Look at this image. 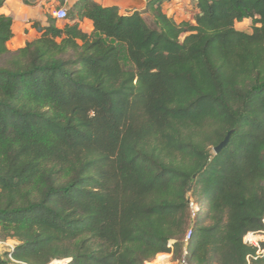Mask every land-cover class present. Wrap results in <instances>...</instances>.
Wrapping results in <instances>:
<instances>
[{
  "label": "trees",
  "instance_id": "trees-1",
  "mask_svg": "<svg viewBox=\"0 0 264 264\" xmlns=\"http://www.w3.org/2000/svg\"><path fill=\"white\" fill-rule=\"evenodd\" d=\"M172 2L146 0L151 28L139 10L76 0L15 51L0 15V242L18 243L0 264L256 253L244 237L264 229V0H196L181 23Z\"/></svg>",
  "mask_w": 264,
  "mask_h": 264
},
{
  "label": "crops",
  "instance_id": "crops-1",
  "mask_svg": "<svg viewBox=\"0 0 264 264\" xmlns=\"http://www.w3.org/2000/svg\"><path fill=\"white\" fill-rule=\"evenodd\" d=\"M103 6H118L122 13L129 10H144L146 8V0H92ZM179 0H173L170 4H175ZM185 0H180L185 3ZM192 1V0H189ZM76 0H67L64 4L65 8L70 9ZM194 0L193 3H195ZM60 4L57 0H37L33 5H26L25 0H7L5 5L0 9V15L10 16L14 20L13 32L14 37L9 42L8 46L11 50L15 51L23 48L28 42H31L39 37L37 31L32 28L33 22H40L42 25L47 24V13L52 5ZM168 5V6H170ZM167 6V7H168ZM194 11V10H193ZM195 14L197 13L194 11ZM167 13V12H166ZM169 16V13H167ZM63 25L66 21L58 22ZM82 28L89 34L93 32L92 22L85 20L82 23Z\"/></svg>",
  "mask_w": 264,
  "mask_h": 264
},
{
  "label": "rangeland",
  "instance_id": "rangeland-1",
  "mask_svg": "<svg viewBox=\"0 0 264 264\" xmlns=\"http://www.w3.org/2000/svg\"><path fill=\"white\" fill-rule=\"evenodd\" d=\"M73 1V0H71ZM185 3H181L180 0L178 2H176L175 4H172L170 6L167 7L166 12L169 13V16L172 17L173 19H175L178 23L184 22V21H189V22H193L194 18H195V12L193 11V2L189 1V0H185ZM59 8H62V6H60L59 4H55L51 6V9L49 10V14H53V12ZM68 9V8H67ZM139 11H141L143 14V18L145 19V21L147 22V24L151 27V28H155L154 25V21L153 18L148 14L145 13L144 10L142 9H138ZM130 11V10H129ZM128 12V11H127ZM252 20H245L242 23H237L236 24V28L238 30L241 31H246V32H251L252 29ZM121 63L124 66L125 69H132L133 66L130 63L127 53L124 49H122V55H121ZM196 209V207H195ZM11 241V243L16 246L18 243L14 240H8ZM7 248L6 246H0V252L5 251ZM163 257L164 260H162L163 263L165 264H182L183 262L178 261L177 259H175L173 257L172 254H163V255H159L156 260L154 262H152L151 264H154L155 262L159 261V259ZM66 264L67 262H63V261H55L52 264Z\"/></svg>",
  "mask_w": 264,
  "mask_h": 264
},
{
  "label": "built area",
  "instance_id": "built-area-1",
  "mask_svg": "<svg viewBox=\"0 0 264 264\" xmlns=\"http://www.w3.org/2000/svg\"><path fill=\"white\" fill-rule=\"evenodd\" d=\"M52 15L58 20V22L66 21L68 19V9L65 7L59 8L55 10ZM191 235L192 232L188 234L187 241L190 240ZM244 242L250 246H253L256 249L255 254L249 255L247 257V264H264V229L261 231L247 233V235L244 237ZM0 246H6L7 249L3 252H11L15 249V246L11 243V241L0 242ZM3 252H0V254ZM12 261L14 264H19L14 260ZM182 264L187 263L183 262Z\"/></svg>",
  "mask_w": 264,
  "mask_h": 264
},
{
  "label": "water",
  "instance_id": "water-1",
  "mask_svg": "<svg viewBox=\"0 0 264 264\" xmlns=\"http://www.w3.org/2000/svg\"><path fill=\"white\" fill-rule=\"evenodd\" d=\"M230 135H231V133H229L228 134V136L225 138V140L221 143V144H219V146H217L215 149H214V152L216 153V154H218V153H220L226 146H227V144H228V142H229V139H230ZM68 263V262H67ZM56 264H58V263H56Z\"/></svg>",
  "mask_w": 264,
  "mask_h": 264
}]
</instances>
